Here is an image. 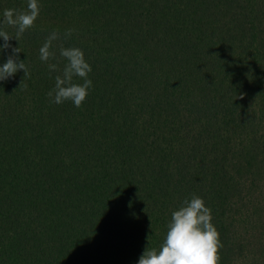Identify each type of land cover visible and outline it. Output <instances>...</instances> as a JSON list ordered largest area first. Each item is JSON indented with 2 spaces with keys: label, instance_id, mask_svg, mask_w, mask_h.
Returning a JSON list of instances; mask_svg holds the SVG:
<instances>
[{
  "label": "trees",
  "instance_id": "obj_1",
  "mask_svg": "<svg viewBox=\"0 0 264 264\" xmlns=\"http://www.w3.org/2000/svg\"><path fill=\"white\" fill-rule=\"evenodd\" d=\"M26 3L0 0V19ZM38 3L8 42L29 76L0 82V264H137L193 195L219 264H264V0ZM61 46L92 69L80 108L46 95Z\"/></svg>",
  "mask_w": 264,
  "mask_h": 264
},
{
  "label": "clouds",
  "instance_id": "obj_2",
  "mask_svg": "<svg viewBox=\"0 0 264 264\" xmlns=\"http://www.w3.org/2000/svg\"><path fill=\"white\" fill-rule=\"evenodd\" d=\"M40 13L38 0H27L25 10L6 9L0 19V52L10 49L11 55L0 66V82L7 81L18 71H23L24 77L29 76L25 61H21L19 47H12L10 40L19 41L23 34L34 27ZM15 29V36H10L6 28ZM75 29H66L63 39L72 37ZM61 39L58 30H53L39 49V59L47 63L56 59L52 50L54 42ZM59 57L66 61L62 70L57 63H48L49 73L58 72L54 79V88L47 92L49 102L60 105L70 101L80 108L85 101L92 81L88 78L92 71L84 59V53L76 47L59 48ZM79 78L83 83H74ZM22 82V81H21ZM21 84V83H20ZM239 99H243L242 96ZM211 209L205 206L204 200L196 195L185 199L178 209L172 211L166 234L158 248L146 247L137 264H219V250L223 247L219 232L213 225Z\"/></svg>",
  "mask_w": 264,
  "mask_h": 264
}]
</instances>
